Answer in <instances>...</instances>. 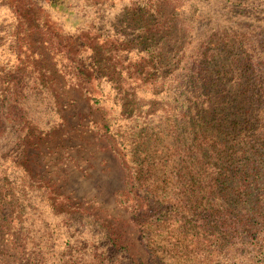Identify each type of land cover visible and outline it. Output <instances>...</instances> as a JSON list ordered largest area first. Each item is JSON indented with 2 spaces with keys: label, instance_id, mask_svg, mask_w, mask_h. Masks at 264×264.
<instances>
[{
  "label": "trees",
  "instance_id": "1",
  "mask_svg": "<svg viewBox=\"0 0 264 264\" xmlns=\"http://www.w3.org/2000/svg\"><path fill=\"white\" fill-rule=\"evenodd\" d=\"M105 1L86 5L102 26L104 10L96 8ZM120 1L122 10L108 14L122 17L133 35L90 36L81 43L89 57L79 63L81 51H71L64 34L85 20L69 0H0L7 86L0 95V222L10 228L15 262L65 264L68 256L69 264H135L98 219L59 211L66 198L38 186L23 165L32 124L60 121L31 48L38 31L70 84L101 114V137L120 152L132 220L152 264H264V0ZM164 2L181 7L187 32L173 55ZM71 225L69 237L63 229ZM78 231L97 247L68 255ZM60 238L65 243L56 247Z\"/></svg>",
  "mask_w": 264,
  "mask_h": 264
},
{
  "label": "rangeland",
  "instance_id": "2",
  "mask_svg": "<svg viewBox=\"0 0 264 264\" xmlns=\"http://www.w3.org/2000/svg\"><path fill=\"white\" fill-rule=\"evenodd\" d=\"M100 1L69 0V5L76 7L79 15L85 20L78 31L64 34L69 49L81 51L80 56L75 58L79 63L87 61L89 57V50L81 43L90 36L102 41L112 33V36L118 38L123 35L131 37L134 33V30L123 28V23L120 22L122 17L116 19L114 13L108 14L114 7L122 10L120 0H106L102 7L96 8L98 11L104 10L105 26H102L101 21H94L95 14L88 18L86 5ZM162 12L174 25L176 42L171 41L168 49L173 55L184 45L187 37L182 9L174 3L164 2ZM118 14H121L120 11ZM52 25L56 31L60 28ZM44 41L48 40H45L43 33H31V48L37 53L39 78L52 92L60 121L51 128L40 129L39 123L32 124V136L24 142L23 165L38 186L48 188L57 196L66 198L65 202L57 204L59 211L85 212L92 215L107 227L116 245L126 248L135 264H152L140 240L139 230L132 220L130 202L133 196L127 191L128 176L123 168L120 152L101 137L99 129L104 124L101 114L91 104L81 87L70 84L57 65L51 48ZM6 89L7 86L0 75V95ZM33 90L37 91L38 100L40 92L36 86ZM28 105L34 111L39 109L38 104ZM153 110L151 106L147 111L152 113ZM4 225L6 224L0 222V264H18L13 258L16 250L7 243L10 228ZM65 227L63 231H67L69 237L73 236L76 228L72 225ZM82 232L78 231L79 236L76 239L79 245L75 246L71 242L70 247L65 249L66 254H75L76 250H88L89 253V248L97 247ZM64 243L65 238H60L56 247ZM58 252H61V249ZM64 262L69 264L68 256Z\"/></svg>",
  "mask_w": 264,
  "mask_h": 264
}]
</instances>
